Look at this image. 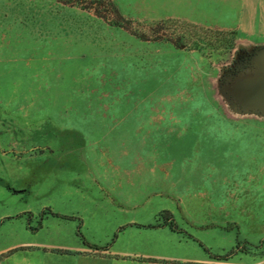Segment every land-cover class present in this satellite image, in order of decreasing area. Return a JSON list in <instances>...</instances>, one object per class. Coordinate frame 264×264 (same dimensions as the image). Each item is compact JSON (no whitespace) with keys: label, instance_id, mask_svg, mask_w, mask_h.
I'll use <instances>...</instances> for the list:
<instances>
[{"label":"rangeland","instance_id":"1","mask_svg":"<svg viewBox=\"0 0 264 264\" xmlns=\"http://www.w3.org/2000/svg\"><path fill=\"white\" fill-rule=\"evenodd\" d=\"M260 18L264 0H0V264H264V114L228 91Z\"/></svg>","mask_w":264,"mask_h":264},{"label":"water","instance_id":"2","mask_svg":"<svg viewBox=\"0 0 264 264\" xmlns=\"http://www.w3.org/2000/svg\"><path fill=\"white\" fill-rule=\"evenodd\" d=\"M253 71L240 75L228 91L233 101L245 111L264 114V51L256 61Z\"/></svg>","mask_w":264,"mask_h":264},{"label":"trees","instance_id":"3","mask_svg":"<svg viewBox=\"0 0 264 264\" xmlns=\"http://www.w3.org/2000/svg\"><path fill=\"white\" fill-rule=\"evenodd\" d=\"M97 3H100V2H97ZM113 10L116 11V13L118 14V10L113 6L112 7ZM145 36V35H144ZM142 38H146V37H142ZM163 219L165 221V224L173 231V232H176V233H180V234H185L186 236L189 237V235L186 233V231L182 230V229H179L178 225H176V223L174 222V219H173V215L171 212L169 211H166L163 213ZM126 229V227H123L120 229V232H123L124 230ZM118 238V236L116 235L115 236V240ZM189 238H192V237H189ZM114 240V241H115ZM201 246L203 247V245L201 244ZM92 248H96V247H93V246H90ZM111 247V246H109ZM207 250V249H206ZM208 251V250H207ZM211 256V255H210ZM229 255H227L228 257ZM212 259H215V260H219V259H222V257L220 256H213Z\"/></svg>","mask_w":264,"mask_h":264},{"label":"crops","instance_id":"4","mask_svg":"<svg viewBox=\"0 0 264 264\" xmlns=\"http://www.w3.org/2000/svg\"><path fill=\"white\" fill-rule=\"evenodd\" d=\"M260 20H259V24H258L259 26L262 24V21H264L262 18H260Z\"/></svg>","mask_w":264,"mask_h":264}]
</instances>
